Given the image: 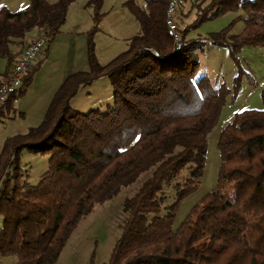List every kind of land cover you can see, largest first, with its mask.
<instances>
[{
    "label": "trees",
    "instance_id": "16d2710c",
    "mask_svg": "<svg viewBox=\"0 0 264 264\" xmlns=\"http://www.w3.org/2000/svg\"><path fill=\"white\" fill-rule=\"evenodd\" d=\"M74 1L30 0L17 11L0 6V83L27 45L45 37L43 51L49 49ZM169 2L126 0L140 25L127 49L102 65L90 40L88 70L66 77L39 125L5 141L0 149L2 255L21 264L55 263L96 204L150 171L125 201L122 234L108 264H264V89L262 109L237 112L221 131L217 185L174 229L181 203L202 182L210 134L228 95L234 98L241 85L240 76L232 91L198 74V50L206 41L189 32L209 18L241 12L240 33L229 35L230 25L211 34L213 43L230 47L239 65L243 46L264 47V0H211L185 27L176 16L179 42L167 25ZM103 4L86 2L95 26L108 13ZM37 59L18 93L1 108L0 119L32 83L41 65ZM105 75L112 82V105L88 112L70 106L81 85ZM24 150L49 156L37 184L26 174Z\"/></svg>",
    "mask_w": 264,
    "mask_h": 264
},
{
    "label": "rangeland",
    "instance_id": "374dc122",
    "mask_svg": "<svg viewBox=\"0 0 264 264\" xmlns=\"http://www.w3.org/2000/svg\"><path fill=\"white\" fill-rule=\"evenodd\" d=\"M51 3L57 0H49ZM126 0H104L102 10L108 13L95 26L92 9L86 7L87 0H75L69 8L67 21L46 52H41V65L25 93L15 101L13 109L0 119V149L5 141L17 134L25 133L42 121L49 102L61 83L62 78L77 71L89 68L90 40L97 60L106 65L127 49L131 38L140 29L132 9L125 5ZM141 1V0H139ZM211 0H183L179 3L177 14L182 27L191 24L198 13ZM30 0H26L25 8ZM11 8H16L12 5ZM110 9V12L108 11ZM241 12L229 11L209 18L192 28L189 37L205 38L203 49L198 50L199 75H207L213 86H225L235 90V81L241 77V85L233 98L223 106L217 126L210 134L209 149L204 176L199 188L181 203L177 212L174 229H177L193 206L212 191L218 181L221 154L218 138L223 128L237 112L246 109H262V90L264 89V47L245 45L237 53L243 73L239 74L238 63L224 44L211 41V34L231 25L229 35L238 34L244 28V21L237 19ZM34 32L29 33L28 38ZM2 61L0 67L2 68ZM63 74V75H62ZM66 79V78H65ZM63 79V80H65ZM63 83V82H62ZM61 83V84H62ZM114 103L113 87L108 75L93 82L81 85L70 101L75 110L88 112L94 108L106 110ZM23 164L32 184L39 182L40 176L49 167V156L24 150ZM150 171L144 172L134 183L123 187L114 197L95 205L93 211L84 217L69 238L60 257L53 264H108L112 250L121 237L122 224L126 218L124 204L133 196L148 178ZM174 194L169 202L173 201ZM165 209L161 214L165 213ZM0 264H21L15 256L0 253Z\"/></svg>",
    "mask_w": 264,
    "mask_h": 264
},
{
    "label": "built area",
    "instance_id": "2783aa9c",
    "mask_svg": "<svg viewBox=\"0 0 264 264\" xmlns=\"http://www.w3.org/2000/svg\"><path fill=\"white\" fill-rule=\"evenodd\" d=\"M181 0H170L167 10V25L174 33L175 42L180 41L178 33L176 12ZM46 45V38L40 37L27 45L21 54L15 59L5 82L0 83V110L13 94H17L23 84L25 73L37 60Z\"/></svg>",
    "mask_w": 264,
    "mask_h": 264
},
{
    "label": "crops",
    "instance_id": "0c3cea01",
    "mask_svg": "<svg viewBox=\"0 0 264 264\" xmlns=\"http://www.w3.org/2000/svg\"><path fill=\"white\" fill-rule=\"evenodd\" d=\"M25 3H26V0H0V6H2V5H6V6H8L12 11H17V10H20V9H23V8H21L22 6H23V4L25 5ZM12 5H14L16 8H11L12 7ZM108 11L110 12V9H108ZM38 60V59H37ZM38 61H36L35 63H37ZM63 75V74H62ZM66 77L64 76V78H62V81H61V83L64 81L63 79H65ZM61 83H59L58 85L60 86L61 85ZM58 86V87H59ZM58 89V88H57ZM56 92V91H55ZM55 92H54V94H55ZM54 94H53V96H54ZM52 96V97H53ZM52 99V98H51ZM51 101V100H50ZM49 104H50V102H49ZM49 106V105H48ZM48 108V107H47ZM47 110V109H46Z\"/></svg>",
    "mask_w": 264,
    "mask_h": 264
}]
</instances>
